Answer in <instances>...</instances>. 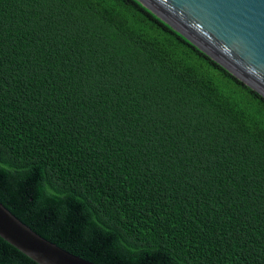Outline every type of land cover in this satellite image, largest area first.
<instances>
[{
    "label": "trees",
    "instance_id": "1",
    "mask_svg": "<svg viewBox=\"0 0 264 264\" xmlns=\"http://www.w3.org/2000/svg\"><path fill=\"white\" fill-rule=\"evenodd\" d=\"M0 201L97 264H264V96L134 0H0Z\"/></svg>",
    "mask_w": 264,
    "mask_h": 264
},
{
    "label": "water",
    "instance_id": "2",
    "mask_svg": "<svg viewBox=\"0 0 264 264\" xmlns=\"http://www.w3.org/2000/svg\"><path fill=\"white\" fill-rule=\"evenodd\" d=\"M264 96V0H134ZM0 237L39 264H97L36 232L0 201Z\"/></svg>",
    "mask_w": 264,
    "mask_h": 264
}]
</instances>
